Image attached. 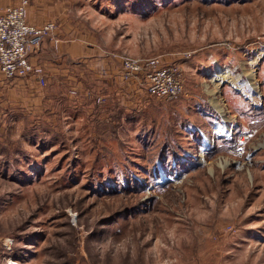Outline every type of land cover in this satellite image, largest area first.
Segmentation results:
<instances>
[{"label":"rangeland","instance_id":"rangeland-1","mask_svg":"<svg viewBox=\"0 0 264 264\" xmlns=\"http://www.w3.org/2000/svg\"><path fill=\"white\" fill-rule=\"evenodd\" d=\"M71 3L87 49L184 92L128 106L75 71L40 85L51 115L1 86L0 264H264V0Z\"/></svg>","mask_w":264,"mask_h":264},{"label":"crops","instance_id":"crops-1","mask_svg":"<svg viewBox=\"0 0 264 264\" xmlns=\"http://www.w3.org/2000/svg\"><path fill=\"white\" fill-rule=\"evenodd\" d=\"M19 1L0 0V4L2 7H6L16 5ZM28 18L35 25H43L48 21H56L58 24L55 37L60 40L57 45L51 37H48L39 51L31 56L33 61L39 62L45 67L48 82L50 79L60 77L62 79H73L72 74L75 71H80L83 74L89 73L90 75L91 73L96 79L107 82L110 85V92H113L112 98L113 96L116 98L120 96L125 105H132L135 96H146L147 92L137 83L123 78L122 66L110 56H97L96 52L87 49L85 44L91 40V37L85 34L87 30L83 29L84 24L79 23L74 18L71 0H30ZM8 81L4 72L0 69V88H2L1 86L6 87ZM14 83L15 85L10 89V93L18 101L28 103L31 106L32 104L38 106L45 96H49L46 100L49 102L50 113L53 114V103L59 92L53 91L48 92L46 95L41 94L39 91L40 85L33 78L17 79L12 84ZM79 84L81 85V82ZM83 89L87 90L86 87ZM89 103L90 101H88Z\"/></svg>","mask_w":264,"mask_h":264},{"label":"built area","instance_id":"built-area-1","mask_svg":"<svg viewBox=\"0 0 264 264\" xmlns=\"http://www.w3.org/2000/svg\"><path fill=\"white\" fill-rule=\"evenodd\" d=\"M30 0H20L16 5L0 4V69L7 80L33 78L41 86L48 83L46 69L31 56L51 37L55 44L58 29L56 21L35 25L29 21ZM89 47L93 45L89 44ZM122 76L143 86L150 96L171 99L184 92L181 68L161 57H130L122 60Z\"/></svg>","mask_w":264,"mask_h":264},{"label":"trees","instance_id":"trees-1","mask_svg":"<svg viewBox=\"0 0 264 264\" xmlns=\"http://www.w3.org/2000/svg\"><path fill=\"white\" fill-rule=\"evenodd\" d=\"M103 2L106 0H102ZM121 7L122 8H134L135 10L139 11V10H144L147 8L148 6V0H121ZM163 2L167 1V0H161ZM155 4V3H154ZM157 4V3H156Z\"/></svg>","mask_w":264,"mask_h":264},{"label":"bare ground","instance_id":"bare-ground-1","mask_svg":"<svg viewBox=\"0 0 264 264\" xmlns=\"http://www.w3.org/2000/svg\"><path fill=\"white\" fill-rule=\"evenodd\" d=\"M217 71H218L217 75H218L219 79L223 80L224 78L228 77V74H226L225 71H223L221 69V67H219V69ZM14 264H16V263H14Z\"/></svg>","mask_w":264,"mask_h":264}]
</instances>
